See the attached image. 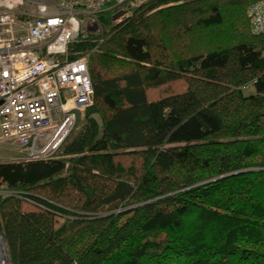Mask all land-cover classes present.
Listing matches in <instances>:
<instances>
[{
  "label": "trees",
  "instance_id": "obj_1",
  "mask_svg": "<svg viewBox=\"0 0 264 264\" xmlns=\"http://www.w3.org/2000/svg\"><path fill=\"white\" fill-rule=\"evenodd\" d=\"M258 1L95 14L100 32L69 46L89 61L82 125L57 155L0 162L11 264H264V34L247 16Z\"/></svg>",
  "mask_w": 264,
  "mask_h": 264
},
{
  "label": "built area",
  "instance_id": "obj_2",
  "mask_svg": "<svg viewBox=\"0 0 264 264\" xmlns=\"http://www.w3.org/2000/svg\"><path fill=\"white\" fill-rule=\"evenodd\" d=\"M129 1L0 0V146L23 152L9 158L46 159L61 147L93 96L88 58L71 60L69 46L96 30V13ZM247 16L253 34H264V0ZM0 264H11L1 235Z\"/></svg>",
  "mask_w": 264,
  "mask_h": 264
},
{
  "label": "rangeland",
  "instance_id": "obj_3",
  "mask_svg": "<svg viewBox=\"0 0 264 264\" xmlns=\"http://www.w3.org/2000/svg\"><path fill=\"white\" fill-rule=\"evenodd\" d=\"M130 12H132V11L130 10ZM100 30H101V27L99 26V24H97L96 30L92 31L91 33H97V32H100ZM182 89H183V84L182 83H174V84H172L170 86H165V87H161V88H157V89H150L149 91H150L151 96L153 98H157V97H161V96H164V95H167V94H172V93H174L176 91H180ZM251 89L252 88H249L248 92H250ZM77 113L78 112H76V118H77ZM82 114H83V112H82ZM82 117L83 116H81L80 118H82ZM82 123L83 122L78 124V121H77V123L75 122L74 127L77 128V127L81 126ZM59 151L57 152V154L59 153ZM21 153H23L22 150L17 148V147L9 148V147H6V146H0V162H16V161H19V160H13V159H11L9 157H16V156L20 155ZM55 154L56 153L54 152L52 156H54ZM30 161H32V160H30ZM21 162H29V161L23 160ZM162 238H164V236H162Z\"/></svg>",
  "mask_w": 264,
  "mask_h": 264
},
{
  "label": "water",
  "instance_id": "obj_4",
  "mask_svg": "<svg viewBox=\"0 0 264 264\" xmlns=\"http://www.w3.org/2000/svg\"><path fill=\"white\" fill-rule=\"evenodd\" d=\"M117 17H118V16H115V18H114V19H117Z\"/></svg>",
  "mask_w": 264,
  "mask_h": 264
}]
</instances>
